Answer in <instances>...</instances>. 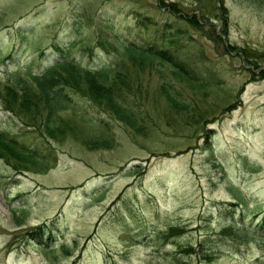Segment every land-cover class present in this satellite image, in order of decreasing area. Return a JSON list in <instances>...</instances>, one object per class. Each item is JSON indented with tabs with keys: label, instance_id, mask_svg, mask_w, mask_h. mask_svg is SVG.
I'll return each mask as SVG.
<instances>
[{
	"label": "rangeland",
	"instance_id": "obj_1",
	"mask_svg": "<svg viewBox=\"0 0 264 264\" xmlns=\"http://www.w3.org/2000/svg\"><path fill=\"white\" fill-rule=\"evenodd\" d=\"M149 38L195 69L196 86L124 55L123 42ZM60 57L122 61L142 129L69 92L51 167L0 158V264H264L257 238L217 237L230 218L264 222V0H0V84ZM2 102L0 131L37 140ZM89 137L111 143L86 148ZM170 225L179 234L164 235ZM204 242L216 252L202 255Z\"/></svg>",
	"mask_w": 264,
	"mask_h": 264
},
{
	"label": "trees",
	"instance_id": "obj_2",
	"mask_svg": "<svg viewBox=\"0 0 264 264\" xmlns=\"http://www.w3.org/2000/svg\"><path fill=\"white\" fill-rule=\"evenodd\" d=\"M166 5L169 6V10L175 9L170 3H166ZM186 19L191 25H195L197 22L193 16ZM164 42L159 43L156 38H149L144 44L123 42L124 55L140 63L147 62L146 60L149 58H155L160 63L166 64L176 76H180L190 85L196 86L195 69L193 70L190 64L170 50L168 42L165 43L167 46ZM120 62L122 61H114L115 66L105 64L89 68L73 59L60 57L37 72L25 71L23 78L11 83L0 84L3 109L18 115L20 121L26 126H30L32 132L38 133L37 136H39L37 140L33 139L29 143H24L17 137L0 131V158L4 159L15 171H26L31 168L41 171L51 167L56 160V154L48 139H56L57 135L62 138L63 131H67V126H63L58 118V112L65 109L72 112L76 110V105L70 102L69 92L84 96L93 106L124 121L135 131H140L142 127L138 123L137 112L135 114L125 100L126 95L130 96L127 76L134 77V75L128 73L123 62ZM134 69L136 70L137 67ZM164 81L166 83L165 92H168L167 87H171L172 82L168 78H165ZM164 97L170 105H178V101L170 93H164ZM68 128H72V126ZM82 143L86 148H93L98 145L109 146L111 142L100 144L97 139L89 137L83 138ZM230 219L226 228L217 233L218 238L226 236V239L237 246L250 238H257L264 243L263 221H260L257 227H247L243 218L237 221H234L233 218ZM261 219L264 220V218ZM175 228L176 226L170 225L163 231V234H179ZM42 231V225L35 226L34 232ZM46 237L50 238L49 231ZM206 246L207 244L204 242L199 250L202 255L216 252L215 248L218 244H214L215 248L211 249L205 248ZM184 248L186 253L194 251L190 245H186Z\"/></svg>",
	"mask_w": 264,
	"mask_h": 264
}]
</instances>
